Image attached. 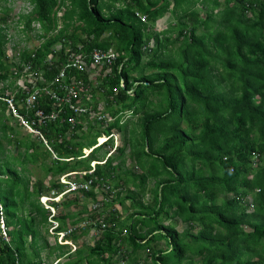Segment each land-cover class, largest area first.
<instances>
[{"label":"trees","instance_id":"obj_1","mask_svg":"<svg viewBox=\"0 0 264 264\" xmlns=\"http://www.w3.org/2000/svg\"><path fill=\"white\" fill-rule=\"evenodd\" d=\"M29 2L32 9L18 17L20 30L26 35L39 24L42 42L23 49L17 62L6 53L10 9L2 7L0 97H22L17 81L26 64L41 72L45 82L38 85H48L69 56L83 54L89 62L94 50L112 49L117 57L99 70L95 86L85 72L68 70L91 85L86 104L111 121L81 117L72 128L66 110L55 122L36 125L53 158L39 137L19 136L0 99V213L10 239L0 237V264H47L52 258L56 264H142L145 251L150 264H264V0ZM167 14L172 21L157 31ZM97 95L105 103L100 111ZM37 108L50 112V100L37 101ZM111 133L120 145L96 158L104 146L112 148L113 140L102 138ZM99 137L105 145L93 148ZM126 151L138 172L126 168ZM92 161L104 162L81 177L94 180L90 190L52 203L57 231L89 219L106 226L79 227L67 236L73 251L68 243L50 245L49 211L39 198L61 193L59 176L87 172ZM30 166L43 177L31 182ZM111 182L118 190L114 200L123 207L130 201L125 219L116 210L86 211L87 200L102 206L95 186ZM128 185L136 192L119 197ZM90 229L98 235L92 245L78 242Z\"/></svg>","mask_w":264,"mask_h":264},{"label":"built area","instance_id":"obj_2","mask_svg":"<svg viewBox=\"0 0 264 264\" xmlns=\"http://www.w3.org/2000/svg\"><path fill=\"white\" fill-rule=\"evenodd\" d=\"M141 21H144L145 18L139 14H137ZM117 54L109 49L105 52H101L98 50H94L90 55L89 62L85 60L86 56L83 54H77L74 56H69L67 63L62 67L59 72L54 76L53 80L47 85H38V82L44 83L45 79L43 78L41 72L35 73L31 71V67L29 64H26L23 67V76L21 79L17 81V85L20 88L22 93V97L20 99L15 98V93H6L4 96L0 97V99L5 103V113L7 116L14 119L20 129L26 130L29 134L39 137L42 142L46 145V147L52 153L53 158H56L54 153L51 151L50 147L47 144L46 139L43 137L40 129L36 127L45 125L47 122H55L60 115L67 111L71 112V115L66 119L69 125L73 128L79 118L88 117L90 120L101 121L104 125L111 121L107 115H102L97 112H94L91 107H89L86 103L92 101V95L90 94L91 85L86 84L81 79H76L74 75H69L70 69L76 70L78 72H85L88 75V79L92 84V78L90 75L97 69H101L103 66L110 67L114 63ZM122 85V83H121ZM48 98L51 103L52 109L50 112L46 113L44 110L37 108L36 103L40 101L42 98ZM99 110V109H98ZM28 117L26 118L22 112ZM31 113V115H27ZM26 132V133H27ZM100 138L96 139V144L93 148L103 145V142H100ZM105 141L109 139L113 140V146L109 153L106 155V158L114 151L117 146V135L115 133H111L108 136H102ZM93 148L84 149V155L81 157L88 156L89 152ZM255 158V155L253 156ZM68 160V159H63ZM104 162V161H103ZM92 161L90 163L91 169L87 172H72L59 176V183L64 185V190L57 194L52 191L49 195H44L39 198L41 205L49 211L48 223L50 235L53 236L56 241L60 244H69L71 245L72 251L76 249L74 245L69 242H66V237L71 235L73 232H76L79 227H84L83 225H93L100 224L101 228H105V224L102 223L101 219L98 222L93 220L85 221L83 224H78L73 227H69L63 231H57L59 227V223L56 220L57 217V208L52 203H60L61 200L74 192L77 191H89L92 187L93 181L92 179H88L85 182H82L81 177H84L86 174L90 175L94 172V166L97 163ZM76 177L78 178L77 181ZM102 187L103 190L109 191L110 186L108 184H97L94 188L95 191H98ZM101 208L100 204L92 203L90 210L97 211ZM1 212V210H0ZM0 237L8 242V227L5 224L3 216L0 213ZM58 260H56L53 264H56Z\"/></svg>","mask_w":264,"mask_h":264},{"label":"rangeland","instance_id":"obj_3","mask_svg":"<svg viewBox=\"0 0 264 264\" xmlns=\"http://www.w3.org/2000/svg\"><path fill=\"white\" fill-rule=\"evenodd\" d=\"M4 6L10 9L9 18H8L9 22L7 24L8 25L7 38L9 39V42L6 45V53H7L8 58H10V59L12 58V59H14V61L17 62L19 60L20 52L23 49H33V48L37 47L42 42V40H40L37 37V33L39 32V30H38L39 28L37 25L35 26V30L28 32L26 35L24 33H22L20 30L21 23L18 22L17 16H20L21 14H26L31 10L29 0H12V1H9L8 4L2 3L0 5V17H3L2 7H4ZM170 21H172L171 17L168 14L165 15L163 18H161L157 21V23L155 25V29L157 31H159V30L162 31V30L166 29ZM26 36H28L27 39H26ZM58 48H59V46H56V49H58ZM98 73H99V69L95 70L90 75V77L92 78L93 86L96 85L95 82H96V77H97ZM106 73L107 72L105 71L103 73V75H105ZM94 100L97 102L99 111L103 110L105 103H104L102 97L100 95H97V96H95ZM132 121L136 122V118L133 117ZM10 124L15 125L11 120H10ZM26 132H27L26 130L24 131L22 129H19V136L20 135L21 136L26 135L28 133V132L27 133ZM117 138H119V136ZM90 139L91 138L89 137L88 142L92 141ZM118 145H120V138L117 141V146ZM110 150H111V146L109 144L104 146L103 149L99 150L98 154L96 155V158H98V159L104 158V156L107 155L106 153L109 152ZM11 151H12L11 153L15 154V150L11 149ZM125 158H126V164H125L126 168H128L134 172H138V169L135 166L134 161L128 156V151H126V157ZM29 169L32 171V175H33V176H31V182H34L36 177H43L41 174V171L38 167L30 166ZM49 179H50L49 177H45V183H47L49 181ZM109 185L112 189L113 188V182L109 183ZM147 186H148V188H151L153 186V181H149L147 183ZM112 190H113V192L108 193V191H105L102 189V187H100L99 191L96 192L97 198L99 199V202L102 203V206H101L99 212L104 210L102 213H105L109 209H111L110 211L116 210L117 214L122 217L121 219H125L129 213V211H130V209L128 208L130 205V201L126 200L124 207L121 206L120 204H118L117 200H114L115 195H116L118 190H116V189H112ZM120 190H122V189H120ZM129 191L130 192H136L135 188L132 187V185H128L127 188H123V190L121 191V195H119V197H124ZM101 201H103L106 204L111 202V206L105 208L103 202H101ZM144 201L145 202L150 201V196L146 195L144 197ZM91 204H92L91 200L86 201V211L88 214L91 212V210H90ZM81 209H82V207H81V205H79L78 210H81ZM86 215L87 214H84L83 216H86ZM83 226H89V225L85 224ZM184 227H185V225L179 223L177 226V230L182 231L184 229ZM46 236H47V239L49 241V244L54 245V243L56 242V239H54L53 236L50 235L49 228H48V232H47ZM96 236H98L96 234V230L90 229L87 237H84V239H80L78 242H81L82 240H84L85 245H92L93 240L96 238ZM159 246L162 248L165 247L163 243H160ZM145 252H142L140 254V257H141V259H146V261H147L146 264H150L149 260L147 259V252L146 253ZM53 260L54 259L52 258L46 263L50 264L51 262L56 261V260L55 261H53ZM51 264H53V263H51Z\"/></svg>","mask_w":264,"mask_h":264},{"label":"crops","instance_id":"obj_4","mask_svg":"<svg viewBox=\"0 0 264 264\" xmlns=\"http://www.w3.org/2000/svg\"><path fill=\"white\" fill-rule=\"evenodd\" d=\"M105 1H107V0H105ZM30 6H31V9H32V5H31V4H30ZM59 16H61V12H59ZM18 17H19V16H17V19H18ZM8 22H9V20H8ZM36 25L38 26V28H40V27H39V24L36 23V24H33V25H32V26L34 27V30H35V26H36ZM21 28H22V24H21V26H20V29H21ZM38 30H39V29H38ZM38 33H39V32H38ZM117 258H119V257H117ZM144 260H145V259H141V258H140V261L143 262V263L141 262L142 264H146V263H147V262L144 261ZM120 263H121V264H127V262H126L125 260H121Z\"/></svg>","mask_w":264,"mask_h":264},{"label":"clouds","instance_id":"obj_5","mask_svg":"<svg viewBox=\"0 0 264 264\" xmlns=\"http://www.w3.org/2000/svg\"><path fill=\"white\" fill-rule=\"evenodd\" d=\"M106 142H107V141H106ZM106 142H105V143H106ZM105 143H103V145H105ZM103 145H100V146H103ZM98 147H99V146H98ZM89 153H90V152H89Z\"/></svg>","mask_w":264,"mask_h":264},{"label":"bare ground","instance_id":"obj_6","mask_svg":"<svg viewBox=\"0 0 264 264\" xmlns=\"http://www.w3.org/2000/svg\"><path fill=\"white\" fill-rule=\"evenodd\" d=\"M102 184H104V183H102Z\"/></svg>","mask_w":264,"mask_h":264}]
</instances>
